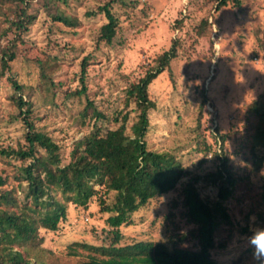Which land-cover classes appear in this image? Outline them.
Returning <instances> with one entry per match:
<instances>
[{
  "label": "rangeland",
  "instance_id": "obj_1",
  "mask_svg": "<svg viewBox=\"0 0 264 264\" xmlns=\"http://www.w3.org/2000/svg\"><path fill=\"white\" fill-rule=\"evenodd\" d=\"M104 1L68 0L65 7L69 13L81 19L74 29L51 19L55 6L48 11L39 8L25 37L26 43L18 50L7 74L22 89L14 90L7 76L0 80V147L23 136L21 122L12 120L16 111L11 99L20 95L31 103L35 101L39 72L36 60L48 55L56 57L58 68L48 59L45 67L58 93L53 101L55 106L47 102L36 106L33 124L58 143L66 163L74 141L91 130L94 122L87 119L86 125H81L76 121L73 118L78 107L76 101L63 97L65 91L78 85L81 58L90 56L85 79L87 92L98 107L105 109L112 127L117 110L123 107L124 81L119 79L120 74L137 76L141 63L151 65L175 41L177 56L148 86L155 102V107L148 112L145 136L148 148L173 153L188 171L208 170L211 154L198 151V144L205 139L213 148H218L219 143L215 145L212 140L217 129L222 133L231 131L225 147L228 152L238 153L246 135L245 126L250 127L254 112L264 111V50L259 41V27L264 24V0H238L237 5L229 3L219 10L214 9L215 4L210 0H119L112 8L118 20L116 36L111 45L100 43L95 50L97 30L105 18L100 12L89 17L84 12L97 9ZM14 5V0H0V26ZM205 19L210 26L200 34L198 31ZM65 106L71 107L70 111ZM255 148L260 151L263 145L255 143ZM202 158L204 163H200ZM8 160L0 157V172L9 175L5 189L14 185ZM205 193L214 192L207 188ZM17 194L22 196L23 191L18 189ZM175 194L152 199L131 212L129 222L120 227V244L137 240L167 241L164 216ZM252 195L244 192L239 203L231 200L233 227L226 247L214 251L217 264H259L253 260L248 237L255 228L264 227V204ZM113 196V192L106 194L105 202L110 203ZM98 202L96 194L86 207L68 203L65 217L56 230H39L41 251H31V262L78 264L86 259L89 251L77 246L74 248L79 254L73 256L71 244L96 246L109 241L105 237L108 229L105 218L110 213L101 212Z\"/></svg>",
  "mask_w": 264,
  "mask_h": 264
},
{
  "label": "trees",
  "instance_id": "obj_2",
  "mask_svg": "<svg viewBox=\"0 0 264 264\" xmlns=\"http://www.w3.org/2000/svg\"><path fill=\"white\" fill-rule=\"evenodd\" d=\"M210 1L215 4V10L239 3L238 0ZM14 4L12 13L3 17L0 26V80L7 76L12 88L19 92L22 89L19 82L7 74L18 50L25 45L39 8L48 11L55 6L51 19L69 29L78 27L81 19L69 13L65 7L68 0H14ZM116 4L119 0H105L97 9L84 12L86 17L100 12L105 18L97 30L95 50L100 43L111 45L116 36L118 20L112 11ZM206 26L210 23L205 19L198 33H205ZM259 38L264 50V24L259 27ZM175 45L174 41L151 65L141 63L137 76L120 74L119 79L124 81L123 107L117 110L112 127L105 109L98 107L87 92L85 79L90 56L81 58L78 85L65 91L63 97L76 101L78 107L73 115L76 121L81 125H86L87 119L94 122L91 130L74 141L66 163L58 143L33 124L36 106L46 102L55 106L53 101L58 93L45 67L48 59L58 68L56 57L48 55L36 60L39 72L35 101L31 103L20 95L11 99L16 111L12 120L21 122L23 136L0 147V157L5 156L12 165L14 182L5 189L9 175L0 172V264H41L31 262L29 257L32 250L41 251L39 230H56L65 217L68 203L86 207L96 194L101 212L110 213L105 218L108 226L105 237L109 241L96 246L71 244L73 256L79 254L74 248L77 246L89 251L78 264H217L214 251L226 247L233 227L231 200L239 203L244 192H248L264 204V111L254 112L250 127L245 126L246 135L238 153L228 152L225 147L231 131L215 130L212 140L215 145L219 143L218 148L205 139L198 144V151L211 154L208 170L188 171L173 153L149 149L145 139L148 112L155 102L148 86L177 56ZM67 108L70 111L71 107ZM255 143H261L263 148L256 150ZM204 162L202 158L200 163ZM207 188L214 193H205ZM18 189L23 191L22 196L17 194ZM109 192H113V200L106 203L104 196ZM172 192L176 194L164 216L167 241L137 240L120 244V227L129 222L130 213Z\"/></svg>",
  "mask_w": 264,
  "mask_h": 264
},
{
  "label": "clouds",
  "instance_id": "obj_3",
  "mask_svg": "<svg viewBox=\"0 0 264 264\" xmlns=\"http://www.w3.org/2000/svg\"><path fill=\"white\" fill-rule=\"evenodd\" d=\"M248 244L253 249L252 257L259 264H264V227H257L248 237Z\"/></svg>",
  "mask_w": 264,
  "mask_h": 264
}]
</instances>
